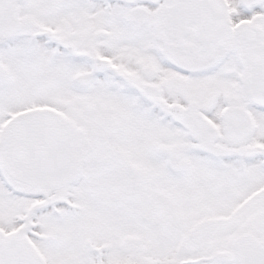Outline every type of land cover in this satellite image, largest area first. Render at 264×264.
I'll use <instances>...</instances> for the list:
<instances>
[{
	"label": "snow or ice",
	"instance_id": "6c2138e0",
	"mask_svg": "<svg viewBox=\"0 0 264 264\" xmlns=\"http://www.w3.org/2000/svg\"><path fill=\"white\" fill-rule=\"evenodd\" d=\"M0 264H264V0H0Z\"/></svg>",
	"mask_w": 264,
	"mask_h": 264
}]
</instances>
